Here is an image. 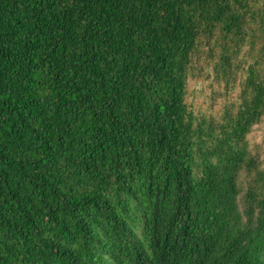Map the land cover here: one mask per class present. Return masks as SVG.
<instances>
[{"label":"trees","instance_id":"obj_1","mask_svg":"<svg viewBox=\"0 0 264 264\" xmlns=\"http://www.w3.org/2000/svg\"><path fill=\"white\" fill-rule=\"evenodd\" d=\"M0 264H264V0H0Z\"/></svg>","mask_w":264,"mask_h":264},{"label":"rangeland","instance_id":"obj_2","mask_svg":"<svg viewBox=\"0 0 264 264\" xmlns=\"http://www.w3.org/2000/svg\"><path fill=\"white\" fill-rule=\"evenodd\" d=\"M186 91V103L194 113L215 119L220 117L224 105L232 101L236 93L234 91L224 98L221 96L220 86L200 78L190 80ZM262 127L260 125V128L257 127L247 135L248 148L251 151L257 150L256 147L260 144Z\"/></svg>","mask_w":264,"mask_h":264}]
</instances>
